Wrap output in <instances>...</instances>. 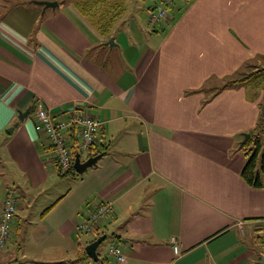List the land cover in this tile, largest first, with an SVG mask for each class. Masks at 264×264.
I'll return each mask as SVG.
<instances>
[{"label":"crops","instance_id":"1","mask_svg":"<svg viewBox=\"0 0 264 264\" xmlns=\"http://www.w3.org/2000/svg\"><path fill=\"white\" fill-rule=\"evenodd\" d=\"M35 1L0 0V210L17 196L0 264H264V174L241 175L242 147L264 142V0H180L156 26L153 4L125 21L118 0ZM78 105L101 121L80 158L102 155L60 172L35 113ZM101 200L114 211L80 242Z\"/></svg>","mask_w":264,"mask_h":264},{"label":"built area","instance_id":"2","mask_svg":"<svg viewBox=\"0 0 264 264\" xmlns=\"http://www.w3.org/2000/svg\"><path fill=\"white\" fill-rule=\"evenodd\" d=\"M180 0H158L148 10V22L152 26L159 25L167 14L178 6ZM36 128L43 133L45 143L51 148L54 165L60 172L73 167L74 155L78 151H89L96 142V135L101 121L84 105L74 106L66 114H54L48 108H38L35 113ZM17 196L13 189L6 188L0 210V249L7 246L15 220ZM114 211L110 200L96 201L94 205L81 215L77 222L79 232L96 231ZM175 253L179 247L175 238H171ZM107 255L116 262L125 259L121 245L111 242Z\"/></svg>","mask_w":264,"mask_h":264},{"label":"water","instance_id":"3","mask_svg":"<svg viewBox=\"0 0 264 264\" xmlns=\"http://www.w3.org/2000/svg\"><path fill=\"white\" fill-rule=\"evenodd\" d=\"M37 3L43 4L45 7L51 6L55 7L57 5L56 1H47V0H38L35 1ZM111 42V40H110ZM31 107H27L24 110L18 109L17 116L20 121H24L27 114L30 112ZM12 128L8 129V132H11ZM243 139L241 140L240 144L242 145L245 141L251 138V133L245 132L243 133ZM102 155V153H98L96 155L88 156L85 160H81L80 153L78 151L75 152L74 161H73V168L79 174L83 173L88 167L92 166L97 159ZM105 235H99L96 239L92 240L85 246V251L87 255L94 259H98V255L96 253V248L98 245L104 240Z\"/></svg>","mask_w":264,"mask_h":264},{"label":"trees","instance_id":"4","mask_svg":"<svg viewBox=\"0 0 264 264\" xmlns=\"http://www.w3.org/2000/svg\"><path fill=\"white\" fill-rule=\"evenodd\" d=\"M259 150V141L256 139L254 147L250 149V151H245L244 153L247 158L241 170V175L245 181L256 187L261 185V174H264V154L260 156V161L258 163V157L260 154ZM68 172L73 173L76 171L73 167H71L66 171V173ZM80 252V259L85 263V259L88 258L87 253L84 249H81Z\"/></svg>","mask_w":264,"mask_h":264},{"label":"rangeland","instance_id":"5","mask_svg":"<svg viewBox=\"0 0 264 264\" xmlns=\"http://www.w3.org/2000/svg\"><path fill=\"white\" fill-rule=\"evenodd\" d=\"M118 1L120 3L121 8L125 7V12L123 14V19L125 21H128L131 16L132 17H136V16L138 17V15L142 13L143 8L145 6L153 4L152 7H154V5H155L154 2H157L158 0H118ZM168 15L169 14H167V17H168ZM146 17L147 18L149 17V15L147 13H146ZM164 21H165V19L162 20V22L160 24H162ZM262 66H264V63L262 64ZM263 76H264V74H263ZM261 80H262V77L259 78V81H261ZM263 109H264V106H263ZM262 120L264 121V115L262 116ZM262 129H263V131L261 132V136H262V139L264 141V125L262 126ZM254 139L255 138H253L251 140H248L245 143V145L242 147V152H244V153H245V151L248 152V151H250V149H252L254 147V144H255ZM261 154H264V142H263V149L261 150V152L259 154V157H258V163L260 161ZM94 236H95V234H93V233L92 234H88V233L80 232V237L81 238L79 240H80V242H84L86 240L85 238L94 237ZM106 239H108V238H106Z\"/></svg>","mask_w":264,"mask_h":264}]
</instances>
